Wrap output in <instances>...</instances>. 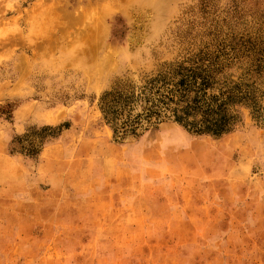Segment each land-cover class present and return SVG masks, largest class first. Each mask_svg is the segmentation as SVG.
Segmentation results:
<instances>
[{"label": "rangeland", "instance_id": "obj_1", "mask_svg": "<svg viewBox=\"0 0 264 264\" xmlns=\"http://www.w3.org/2000/svg\"><path fill=\"white\" fill-rule=\"evenodd\" d=\"M241 43L264 48V0H0V264H264L250 108L221 136L153 119L123 139L100 108Z\"/></svg>", "mask_w": 264, "mask_h": 264}, {"label": "trees", "instance_id": "obj_2", "mask_svg": "<svg viewBox=\"0 0 264 264\" xmlns=\"http://www.w3.org/2000/svg\"><path fill=\"white\" fill-rule=\"evenodd\" d=\"M239 64L243 72L238 82L219 79L218 75ZM160 77L149 83L148 92L156 89L154 94L114 90L101 97L103 117L116 136L121 139L128 134L138 136V129L146 130L153 119L154 123L171 119L191 132L221 136L233 130L239 121L235 111L238 106L250 108L253 117L264 125V48L261 46L241 43L222 44L215 50L201 49L192 63L170 65ZM141 95H144L139 100L142 110L132 117ZM60 129L61 126L43 128L51 130V136ZM25 150L35 154L34 148Z\"/></svg>", "mask_w": 264, "mask_h": 264}, {"label": "bare ground", "instance_id": "obj_3", "mask_svg": "<svg viewBox=\"0 0 264 264\" xmlns=\"http://www.w3.org/2000/svg\"><path fill=\"white\" fill-rule=\"evenodd\" d=\"M37 7H35L34 9H36ZM38 9V8H37Z\"/></svg>", "mask_w": 264, "mask_h": 264}]
</instances>
